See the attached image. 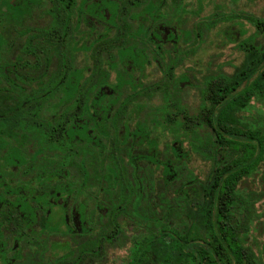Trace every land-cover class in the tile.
<instances>
[{
    "label": "flooded vegetation",
    "instance_id": "flooded-vegetation-1",
    "mask_svg": "<svg viewBox=\"0 0 264 264\" xmlns=\"http://www.w3.org/2000/svg\"><path fill=\"white\" fill-rule=\"evenodd\" d=\"M219 1L0 0V264H64L55 260L67 255L72 264H110L125 256L126 245L90 240L112 220H142L141 211L113 209L133 206L130 184L104 175L152 153L134 135L124 139L139 129V110L132 119L123 114L137 104L125 105L124 96L140 70L135 58L148 60L145 83L164 75L163 63L176 62V77L187 73L189 60L219 44ZM258 114L264 123L262 111L250 115ZM182 145L168 134L153 152L164 161L173 146L187 173Z\"/></svg>",
    "mask_w": 264,
    "mask_h": 264
},
{
    "label": "trees",
    "instance_id": "trees-1",
    "mask_svg": "<svg viewBox=\"0 0 264 264\" xmlns=\"http://www.w3.org/2000/svg\"><path fill=\"white\" fill-rule=\"evenodd\" d=\"M227 9L221 6L218 14L221 45L235 43L244 53L232 74L222 67L205 68L199 59L189 60L188 72L176 77L170 67L176 66L173 61L162 64L164 75L157 81L145 83L148 60L135 58L139 75L130 78L132 89L128 86L130 92L124 96L125 105L129 101L137 104L133 109L125 106L123 114L132 119L139 110V129L135 134L127 130L124 139L127 142L134 135L137 144L149 143L152 153L140 158L143 164L132 157L120 170L109 168L104 175L111 184H130L132 208L125 201L114 205V210L124 214L132 210L135 215L141 211L146 216L140 213L137 217L142 220L138 221L112 220L90 240L91 247L104 239L108 245L128 246L125 256L110 264H264V242L257 253L251 239L253 226L264 222L257 209V204L264 205V189L247 191L244 186L264 170V123L259 114L246 115L253 101H264V43L258 42L264 35V18L244 14L255 31L243 38L248 31L242 29L239 39L231 32L239 17ZM213 20L210 25L204 23L205 31L213 28ZM194 32L190 30V40ZM213 44L204 47L205 51ZM168 134L172 143L181 147L187 143L189 163L196 158L211 163L204 177L190 167L185 173L184 160L173 146L164 161L158 160L159 154L153 151ZM129 165L135 166L131 173ZM148 165L163 167L162 172ZM262 179L264 185V173ZM68 257L55 261L72 264Z\"/></svg>",
    "mask_w": 264,
    "mask_h": 264
},
{
    "label": "rangeland",
    "instance_id": "rangeland-1",
    "mask_svg": "<svg viewBox=\"0 0 264 264\" xmlns=\"http://www.w3.org/2000/svg\"><path fill=\"white\" fill-rule=\"evenodd\" d=\"M221 5L226 6L227 11L232 13V11L238 15L239 19L236 21H239L240 23L244 24L245 28L240 27L239 24L232 25L231 32L234 34H240L242 29H246L248 32L243 37L246 38L250 35H252L255 31V29L251 26L250 23L243 18L244 14L248 15H255L257 17L264 18V0H221L219 1ZM221 25V24H220ZM215 42L219 43L218 45L210 46L208 50H206L203 53V56H201V62L202 65L205 68L214 69L216 67H222V69L228 73L232 74L238 66L241 61L243 60L244 54L241 52L235 44H228L225 46H222V42L219 39H216ZM258 42L264 43V35H260L258 37ZM201 65V66H202ZM205 72H202V75ZM259 111H262L261 116L264 118V104L260 102H254V106L248 111L246 114H254ZM190 167L195 171L197 174H204L206 175L211 168V163H207L204 161H201L200 159H195L190 161ZM263 173L264 170H262L260 173L256 174L253 178L248 179L245 182V188L247 191L252 190H262L264 188L263 185ZM258 212L262 214L264 219V205L263 204H257ZM264 222L260 221L256 223L252 228V244L255 247L257 253H259V249L261 247V244L264 242Z\"/></svg>",
    "mask_w": 264,
    "mask_h": 264
}]
</instances>
